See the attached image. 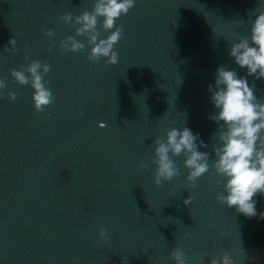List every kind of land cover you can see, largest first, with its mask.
Wrapping results in <instances>:
<instances>
[{
    "label": "water",
    "instance_id": "water-1",
    "mask_svg": "<svg viewBox=\"0 0 264 264\" xmlns=\"http://www.w3.org/2000/svg\"><path fill=\"white\" fill-rule=\"evenodd\" d=\"M94 4L0 0V78L7 77L0 99V264H175L177 246L187 264H210L225 252L235 264H264V195L254 197L258 215L249 218L218 202L222 178L214 169L189 189L184 157H174L180 175L158 187L153 163L155 138L183 126L200 134L208 145L200 150L215 160L208 85L220 65L245 74L228 48L249 35L264 0H135L116 22L124 31L115 65L89 61L82 36L76 38L85 51L60 49L75 27L59 17L91 12ZM11 39L15 54L5 50ZM33 60L51 66L45 79L56 99L43 112L34 107V90L11 76ZM255 88L264 100V80Z\"/></svg>",
    "mask_w": 264,
    "mask_h": 264
},
{
    "label": "clouds",
    "instance_id": "clouds-1",
    "mask_svg": "<svg viewBox=\"0 0 264 264\" xmlns=\"http://www.w3.org/2000/svg\"><path fill=\"white\" fill-rule=\"evenodd\" d=\"M134 6L135 0H95L91 12L84 11L75 17L68 13L59 17L65 24L75 27V36L69 35L60 42L61 51H85V43L76 38L82 36L87 40V48H90L89 61L96 62L104 58L107 64H117L119 53L115 46L122 38L124 29L117 26L116 22ZM248 24L249 35L237 36L228 48L232 62L239 69H244L245 74L241 75L227 65H220L216 69L214 84L208 85L210 103L215 109L209 119L217 125L211 146L215 160L210 163V153L200 150L208 147L200 134L183 126L167 130L166 138H155L153 163L156 165L154 183L158 187L180 175L174 157H184L189 189L196 188L199 178L214 169L215 174L222 178L216 181L217 185L222 184L223 187L217 196L218 202L228 208L235 207L238 213L252 218L258 215L257 200L254 197L264 195V100L255 94V81L264 80V11H259ZM44 31L51 40L54 32L50 29ZM9 43L11 48L5 50L15 54L18 51L16 39H11ZM48 50L51 51V47ZM24 59L28 60L29 57L25 56ZM50 71L51 66L42 64L40 60H33L27 66L21 65L19 70L11 71L16 83L30 86L34 90L32 100L37 112H43L56 99L50 80L45 79ZM249 77L253 78L251 83ZM6 79L0 78V99L4 98ZM8 95L12 101L17 99L14 92ZM139 167L147 168V164L141 163ZM191 201L192 195L189 192V198L184 203L190 204ZM259 215L264 219V213ZM99 236L105 242L109 240L105 228L99 230ZM171 257L175 264H187L186 254L179 246L171 251ZM124 260L126 264L127 258ZM210 264L235 262L225 252L218 259L211 258Z\"/></svg>",
    "mask_w": 264,
    "mask_h": 264
},
{
    "label": "snow or ice",
    "instance_id": "snow-or-ice-1",
    "mask_svg": "<svg viewBox=\"0 0 264 264\" xmlns=\"http://www.w3.org/2000/svg\"><path fill=\"white\" fill-rule=\"evenodd\" d=\"M100 127H101V128H104V127H106V126H104V125L100 124Z\"/></svg>",
    "mask_w": 264,
    "mask_h": 264
}]
</instances>
